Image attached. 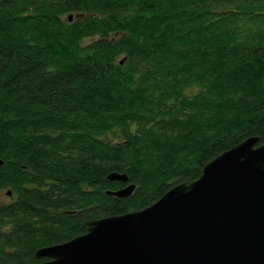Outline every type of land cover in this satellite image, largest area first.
<instances>
[{"label": "trees", "instance_id": "1", "mask_svg": "<svg viewBox=\"0 0 264 264\" xmlns=\"http://www.w3.org/2000/svg\"><path fill=\"white\" fill-rule=\"evenodd\" d=\"M249 137L264 0H0V264H41Z\"/></svg>", "mask_w": 264, "mask_h": 264}, {"label": "water", "instance_id": "2", "mask_svg": "<svg viewBox=\"0 0 264 264\" xmlns=\"http://www.w3.org/2000/svg\"><path fill=\"white\" fill-rule=\"evenodd\" d=\"M259 141L243 140L206 163L197 180L174 186L151 206L87 222L85 234L38 249L34 258L41 264H264ZM107 179L127 181L115 173ZM133 190L107 194L127 198Z\"/></svg>", "mask_w": 264, "mask_h": 264}, {"label": "rangeland", "instance_id": "3", "mask_svg": "<svg viewBox=\"0 0 264 264\" xmlns=\"http://www.w3.org/2000/svg\"><path fill=\"white\" fill-rule=\"evenodd\" d=\"M9 201V196L6 195V192H0V204L7 203Z\"/></svg>", "mask_w": 264, "mask_h": 264}]
</instances>
